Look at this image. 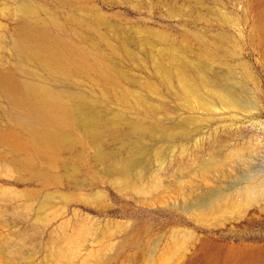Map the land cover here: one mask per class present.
Returning <instances> with one entry per match:
<instances>
[{"label": "rangeland", "instance_id": "1", "mask_svg": "<svg viewBox=\"0 0 264 264\" xmlns=\"http://www.w3.org/2000/svg\"><path fill=\"white\" fill-rule=\"evenodd\" d=\"M27 5L35 11H22ZM96 13L97 30L78 21ZM26 22L94 52L105 72L82 60L57 75L22 60L13 40ZM108 23L131 37L133 55ZM141 38L143 44L135 42ZM173 56L221 73L241 103L211 92L192 72L200 94L186 92ZM0 74L45 85L63 102L83 99L103 119L183 130L144 142L139 171H154L147 191L118 188L122 178L103 172L75 122L72 133L83 144L39 155L29 142L25 106L0 83V264H239L242 252L264 250V194L220 216L192 213L249 179L264 180V0H0ZM105 142L110 150L120 144L109 136ZM230 155L222 170L201 168ZM81 234L80 243L71 242ZM69 245L74 253L59 251Z\"/></svg>", "mask_w": 264, "mask_h": 264}, {"label": "bare ground", "instance_id": "2", "mask_svg": "<svg viewBox=\"0 0 264 264\" xmlns=\"http://www.w3.org/2000/svg\"><path fill=\"white\" fill-rule=\"evenodd\" d=\"M22 11L29 13L34 12L35 9L33 6L29 7L27 5L22 7ZM78 21L85 22L88 30H97L101 25V16L96 13L89 20L78 18ZM106 25L119 38V46L127 54L133 55L129 44L131 37H122L121 33L125 31H122L116 24L108 23ZM84 37L88 40L90 39L88 34H84ZM101 37L103 39L106 38L105 35H101ZM156 37H158V34ZM144 41L142 38L135 40V42L141 44ZM13 48L22 60H31L39 63L48 71L57 75L69 74L77 62L80 63L82 60L100 67L105 72L94 52L78 45L75 48L72 43L56 35L46 26L39 28L26 22L14 38ZM173 61L180 66L179 75L182 87L186 92H193L195 95L200 94L198 84L188 76V72H192L196 75V79L199 80V84L209 87L211 92H218L220 97L234 104L241 103L234 93V87L225 82L218 71L210 75L201 64L183 57L177 58L173 56ZM156 68L163 76L168 77L170 75L168 68L161 60H157ZM0 83L13 94L20 104L25 106L27 112L26 127L31 136L29 142L39 155L46 156L49 152L60 148L72 151L77 144H83L72 133L71 126L75 122L86 131L89 137V144L95 149L94 159L105 165L103 172L110 177H114V179H123L119 180L120 182L117 184L118 188L124 185L126 188L130 187L137 190V192L140 191L142 193L143 191H147V188L151 184L150 181L153 180L154 171L146 169V174H142L139 171V168H145V158L142 159L141 157L143 148L147 146L146 144L150 140L153 141L157 138L175 137L183 134L181 128L172 133L162 123L152 124L141 119L132 120L127 125H124V122L117 117L103 119L100 116L101 114L99 115L89 108L87 101L71 98L69 101L63 102L54 90L30 80L7 78L6 75L0 74ZM143 100L145 103H148L147 100ZM150 105L152 104H147L149 107ZM154 106L156 107V105ZM107 136L120 141L116 150H110L107 147L105 142ZM236 154L239 159L243 158L239 150H237ZM74 155L81 161L85 160V156L82 154ZM230 157L231 155L224 156L220 162H206L201 165V168L205 173L217 168L222 170L224 166L222 164L228 162ZM75 169L76 167L73 166L74 171ZM67 172L71 174V170ZM70 176L68 175V177ZM154 182L156 181L154 180ZM183 183V179L179 178L177 180L178 186H185ZM260 194H264V180L257 178L249 179L245 185L238 186L232 192L223 193L211 199L208 203L193 208L192 213L199 218H206L211 215L220 216L230 210L240 208L243 203L255 202L259 199ZM99 195L102 196L101 193ZM65 198L68 199L69 197L65 195ZM117 224L120 225L119 222ZM108 228L110 227L108 226ZM81 229V233L86 231V228ZM100 232L107 237L111 235L109 231ZM82 239L83 234L80 235L79 239H72L71 242L79 240L78 243H80ZM75 249L74 245H69L68 247L61 248L59 251L63 254H72L75 252ZM242 254L243 256L239 264H264V250H260L258 253L242 252Z\"/></svg>", "mask_w": 264, "mask_h": 264}]
</instances>
